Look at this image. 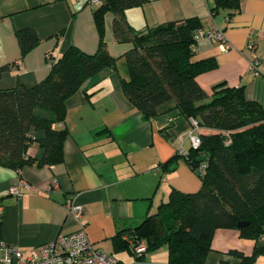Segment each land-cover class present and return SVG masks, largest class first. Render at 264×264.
I'll use <instances>...</instances> for the list:
<instances>
[{"label":"crops","instance_id":"crops-1","mask_svg":"<svg viewBox=\"0 0 264 264\" xmlns=\"http://www.w3.org/2000/svg\"><path fill=\"white\" fill-rule=\"evenodd\" d=\"M102 3L106 0H101ZM90 0H0V68L8 67L0 78V89L20 85L33 88L45 80L52 67L70 47L95 54L100 31L95 20L97 7ZM213 0H147L143 6L126 11V20L138 33L166 23L199 19L202 28L222 29L232 45L223 51L219 43L207 39L196 43V60H215V69L198 77L209 96L215 87L243 88L248 100L264 109V0H241L237 12L212 13ZM115 15H105L104 39L110 55L118 59L117 70H104L88 80L67 101V118L54 129L67 130L64 161L42 168L25 166L15 170L0 166V243L16 245L30 255L59 235L84 230L93 245L120 264H170L169 249L137 255L120 242L119 236L132 233L148 216L157 213L173 192L196 194L203 183L186 157L193 127L174 102L164 104L158 114L145 118L125 96L122 80L128 79L126 54L131 43H119L114 31ZM33 29L39 44L23 57L18 32ZM254 42L261 53V75L249 69L248 45ZM201 134L215 133L202 129ZM35 142L28 157L41 159L38 144L43 133L31 131ZM177 155L175 167L165 165ZM20 181L30 185L22 199L10 189ZM57 182L58 188L53 187ZM84 207L76 219L68 202ZM264 242L243 238L238 229H219L212 241L207 264H236L237 251L251 256ZM0 246V264H5ZM255 264H264L259 256Z\"/></svg>","mask_w":264,"mask_h":264},{"label":"trees","instance_id":"trees-1","mask_svg":"<svg viewBox=\"0 0 264 264\" xmlns=\"http://www.w3.org/2000/svg\"><path fill=\"white\" fill-rule=\"evenodd\" d=\"M147 0H106L97 7L95 20L100 44L95 54L70 47L52 63L48 77L33 88L18 86L0 89V166L21 170L39 168L64 161L67 130L54 129L67 118V101L90 79L104 70H117L104 39L105 15H115L114 31L119 43H131L125 56L129 77L122 80L126 98L145 118H154L159 108L174 102L180 113L196 121L201 134L199 149H191L188 162L208 157L206 174L199 175L203 187L196 194L173 192L157 213L148 216L132 233L134 242H144L147 251L164 246L169 249L170 264H207L212 241L219 229H238L243 238L258 242L264 236V109L245 96L243 88L219 85L209 96L198 77L216 68L213 59H195V34L202 23L188 19L166 23L148 32H135L126 20L128 9L143 6ZM212 13L237 12L241 0H213ZM23 57L40 42L35 30L17 34ZM8 67L0 68V78ZM31 131L43 133L38 144L44 156L28 157L35 142ZM179 155L165 165L175 167ZM175 163V164H174ZM197 167L193 169L197 172ZM240 222H249L238 228ZM124 235V234H123ZM119 236L120 242L130 248ZM240 262L255 264L264 256V246H256L253 255L232 251ZM222 264H231L223 262Z\"/></svg>","mask_w":264,"mask_h":264},{"label":"built area","instance_id":"built-area-1","mask_svg":"<svg viewBox=\"0 0 264 264\" xmlns=\"http://www.w3.org/2000/svg\"><path fill=\"white\" fill-rule=\"evenodd\" d=\"M89 4L93 7H98L102 4L101 0H90ZM207 39L219 43L223 51H228L231 44L227 40L225 32L216 27L210 31H205L202 27L198 29L195 34V41L198 43L200 40ZM249 69L250 72L258 77L261 75L262 56L258 46L254 42L248 45ZM192 131L189 134V139L192 143V149L197 150L200 148L201 129L196 121H191ZM178 152L183 157H188L189 152L183 147L178 149ZM207 169V162L200 163L197 168V173L205 175ZM53 187L58 188L57 182H53ZM30 189V185L25 181H20L11 187L10 192L18 199H22L23 190ZM68 207L72 215L76 219H81L84 214V207L76 204L75 202H68ZM123 240L128 243L130 248L137 254H146L147 245L144 242H134L129 234L123 235ZM264 242V236L260 239ZM0 246L5 250L4 257L5 264H120L118 260L111 254L95 247L90 241L84 230H79L70 235H59L54 241L42 245L30 255L25 256L23 251L16 246H6L0 243Z\"/></svg>","mask_w":264,"mask_h":264},{"label":"water","instance_id":"water-1","mask_svg":"<svg viewBox=\"0 0 264 264\" xmlns=\"http://www.w3.org/2000/svg\"><path fill=\"white\" fill-rule=\"evenodd\" d=\"M204 162H208V157L206 156H202L199 157L194 163H193V167H197L200 163H204ZM249 225V222H240L238 224V228H245Z\"/></svg>","mask_w":264,"mask_h":264}]
</instances>
